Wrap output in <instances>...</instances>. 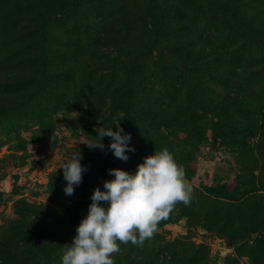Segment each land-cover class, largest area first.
<instances>
[{"label":"rangeland","instance_id":"rangeland-1","mask_svg":"<svg viewBox=\"0 0 264 264\" xmlns=\"http://www.w3.org/2000/svg\"><path fill=\"white\" fill-rule=\"evenodd\" d=\"M120 111L127 161L83 143ZM164 148L194 199L114 264H264V0H0V264H62L108 170Z\"/></svg>","mask_w":264,"mask_h":264},{"label":"clouds","instance_id":"clouds-1","mask_svg":"<svg viewBox=\"0 0 264 264\" xmlns=\"http://www.w3.org/2000/svg\"><path fill=\"white\" fill-rule=\"evenodd\" d=\"M125 118V112H118L110 126L95 129V141L83 143L89 149L107 148L115 158L127 161L126 152L135 149L129 147L131 134L121 127ZM105 137L110 138L107 146L103 143ZM82 159L80 152L73 153L59 167L63 169L68 196L74 194V186L81 184L82 174L87 171ZM108 173L115 178L103 182L105 191L94 189L88 212L76 227V236L71 244L63 245L62 264H114L113 255L121 251L120 244L131 242L143 247L178 204L190 206L194 199L184 167L167 148L145 157L135 173L122 169H109Z\"/></svg>","mask_w":264,"mask_h":264},{"label":"trees","instance_id":"trees-1","mask_svg":"<svg viewBox=\"0 0 264 264\" xmlns=\"http://www.w3.org/2000/svg\"><path fill=\"white\" fill-rule=\"evenodd\" d=\"M50 145H53V143L52 142H50ZM168 223V220H163V221H161L160 223H159V225H158V227H163L165 224H167Z\"/></svg>","mask_w":264,"mask_h":264}]
</instances>
